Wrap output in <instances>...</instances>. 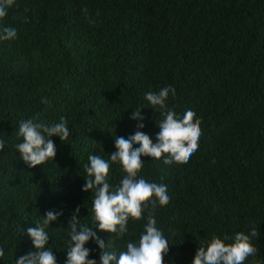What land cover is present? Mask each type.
<instances>
[{
  "label": "trees",
  "instance_id": "16d2710c",
  "mask_svg": "<svg viewBox=\"0 0 264 264\" xmlns=\"http://www.w3.org/2000/svg\"><path fill=\"white\" fill-rule=\"evenodd\" d=\"M4 27L17 36L0 41V264L37 251L26 230L48 211L62 212L45 229L56 264H66L77 207L106 251L118 256L138 242L147 210L122 237L99 230L94 190H82L84 165L100 156L110 164L107 182L119 185L123 173L110 161L115 137L127 139L143 123L139 130L155 143L163 117L145 94L168 86L175 95L167 107L178 116L193 111L202 134L186 163L142 157L139 176L166 185L170 197L155 210L169 242L166 264H191L213 234L253 227L258 251L245 264H264V0H15ZM138 109L142 121L131 118ZM33 116L49 125L64 117L70 134L51 137L54 159L30 168L15 133ZM85 247L100 264L95 240Z\"/></svg>",
  "mask_w": 264,
  "mask_h": 264
},
{
  "label": "clouds",
  "instance_id": "9594fccd",
  "mask_svg": "<svg viewBox=\"0 0 264 264\" xmlns=\"http://www.w3.org/2000/svg\"><path fill=\"white\" fill-rule=\"evenodd\" d=\"M14 2L15 0H0V19L7 15V10ZM83 11L87 14L86 8ZM16 36L15 28L4 27L0 30V41L15 39ZM170 92L175 95V90L168 86L161 88L158 93L145 94L152 109L158 108L163 117L156 121L159 132L156 134L155 143L149 135L139 130L144 127L143 123H139L138 130L127 139L115 137L116 151L110 154V161L120 165L123 178L119 185L113 189L107 182L110 164L100 156L89 155V163L84 165L86 183L82 190H94L91 213L99 230L122 237L128 232V221L142 219L147 210V222L138 242H128L126 250L121 251L118 256L114 252L106 251L105 242L97 236L93 228L80 224V208L77 207L68 223L70 239L67 242L66 264H97L95 259L88 258L91 250L85 244L89 240H95L101 249L100 264H166L164 254L168 251L169 242L156 227L155 210L158 206H166L170 197L167 195L166 185L149 182L139 176L144 166L142 157L157 160L163 158V162L169 165L186 163L198 150L202 134L193 111L187 110L178 116L174 109L167 107L166 101ZM41 103L48 104L49 101L42 97ZM131 118L142 121L144 117L141 109L135 110ZM15 134L22 138V142L15 145L17 151L23 161L30 168H34L54 159L56 146L51 137L57 136L64 141L70 133L64 117L60 118V122L49 125L33 116L21 119ZM134 144L139 146L133 147ZM4 147L5 141L0 139V151ZM60 215L62 212L48 211L36 227L27 228V235L37 251L20 256L16 259V264H56L52 248L46 247L49 235L45 229ZM258 236L259 232L255 227L249 234L237 232L234 236L226 234L223 238L213 234L210 239L199 244L191 264H245L250 256L255 257L257 254L258 249L251 242V238ZM4 255V249L0 248V257ZM252 264H260V261L253 260Z\"/></svg>",
  "mask_w": 264,
  "mask_h": 264
}]
</instances>
